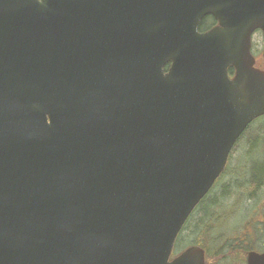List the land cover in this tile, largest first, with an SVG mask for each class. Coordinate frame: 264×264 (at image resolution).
<instances>
[{"label": "water", "instance_id": "1", "mask_svg": "<svg viewBox=\"0 0 264 264\" xmlns=\"http://www.w3.org/2000/svg\"><path fill=\"white\" fill-rule=\"evenodd\" d=\"M258 31L264 0H0V264H207L172 255L264 117Z\"/></svg>", "mask_w": 264, "mask_h": 264}, {"label": "rangeland", "instance_id": "2", "mask_svg": "<svg viewBox=\"0 0 264 264\" xmlns=\"http://www.w3.org/2000/svg\"><path fill=\"white\" fill-rule=\"evenodd\" d=\"M252 45L253 55L264 68V61L262 58L264 40L261 32L254 34ZM257 128L258 125L256 127L251 126L237 143L235 149L230 155L227 165V169H230L231 167L232 170L221 178V182L219 181L220 179L216 182L217 186L214 187L209 198L212 204H214V202L219 204L220 200V204L224 206L225 210L223 212L217 211V214H220L222 218L232 214L233 217L231 219L233 222L231 223L229 220L224 223V227H216L210 232V230H206L200 226L201 218L205 213L204 211L209 208L204 206L200 207V209L193 215L183 232L180 233L175 245V248L180 251L176 252V254L189 246L196 245L197 243V245L205 248L208 254H211V256L209 255V264H244L243 259L245 258V248L260 250L264 245V227H261L259 230H254L253 226H250L253 223L255 225L256 223H261L264 226V216H259V214L264 213V189L258 190L253 197L239 196L241 193V188L239 186L244 180H242L243 177L241 173L238 172V175H235L234 171L237 166L241 167V164L245 165L244 168L247 170H252V168H262V170H264V145L262 144V141L264 140L257 139L254 141ZM258 196L261 197L259 198ZM221 197L223 199H221ZM241 197L243 198L242 200H240ZM232 210L233 212H231ZM247 212H250L249 219H247ZM231 226H233V228ZM246 227L254 234L252 238L247 235ZM222 233H235L230 236H236L240 239L238 242L228 241L225 236L219 237ZM242 239H244V241H242ZM226 245H233L229 250L235 251H229L230 253L227 252L224 247ZM222 255L227 256V258L222 257Z\"/></svg>", "mask_w": 264, "mask_h": 264}, {"label": "trees", "instance_id": "3", "mask_svg": "<svg viewBox=\"0 0 264 264\" xmlns=\"http://www.w3.org/2000/svg\"><path fill=\"white\" fill-rule=\"evenodd\" d=\"M213 21L214 20L211 17L206 18L201 23L200 28L202 27V29H205L206 26L212 25ZM229 72H233V70L231 69ZM257 125H258V128L255 131L256 137L254 138V141L257 140V139L258 140H260V139L264 140V117L258 119L251 126L256 127ZM262 144L264 145V141H262ZM244 166L245 165L241 164V167L237 166L235 168V170H234L235 171V175H238L237 174L238 172L241 173V175L243 177L242 180H244V182H245V183L243 182L239 186L241 188V193H240L239 196L253 197L258 190H263L264 189V170H262V168L261 169L252 168V170H247V169L244 168ZM231 170H232L231 167H230V169H227V171L225 172V174L221 178H223ZM221 178L219 180L220 182L222 181ZM242 180H241V182H242ZM220 182H219V185H220ZM215 186H217V185H215ZM212 192H213V190L211 191V193ZM211 193L196 208V210L193 212L192 216L188 220L187 224L189 223V221L191 220L193 215L197 212V210H199L200 207H203V206L206 207V208H209V209L208 210L205 209V211H204L205 213L203 214V216L201 218L200 226L202 228H204L206 230L208 229V230H210V232H212L216 227L223 226L224 223L229 221V220H230L231 223L233 222V220L231 219L233 217L232 214H230L229 216L223 217V218L221 217L220 214H217V211L223 212L225 209H224V206H222L220 204V200H219V204H216V202H214V201H213L214 204L211 203V200H209ZM258 197L260 198L261 196H258ZM221 199H223V198L221 197ZM242 199L243 198L241 197L240 200H242ZM212 205H215V206H212ZM215 207L217 209H219V210H217ZM231 212H233V210ZM249 215H250V212L249 213L247 212V216H248L247 219H249V217H250ZM259 216H264V213L263 214H259ZM230 222H229V224H230ZM187 224H186V226H187ZM250 226H253L254 230L255 229L259 230L261 227H264L263 224H261V223L260 224L256 223V225L253 223ZM231 227L233 228V226H231ZM245 229H247V227ZM254 230H253V232H254ZM235 233H237V232H235ZM235 233H232V234L222 233L221 235L219 234L220 235L219 237L225 236L228 241L238 242L240 238H238L236 236H234V237L230 236V235H234ZM246 233H247V235L249 237H250V235L252 237L254 236V234L250 231L249 228L247 229ZM196 245H197V243H196ZM250 249L251 248H245L244 252H246L245 250H250ZM252 250H255V249H252ZM178 251H180V250L179 249L177 250L175 248L174 254H176V252H178ZM256 251H264V245L260 248V250H256Z\"/></svg>", "mask_w": 264, "mask_h": 264}, {"label": "flooded vegetation", "instance_id": "4", "mask_svg": "<svg viewBox=\"0 0 264 264\" xmlns=\"http://www.w3.org/2000/svg\"><path fill=\"white\" fill-rule=\"evenodd\" d=\"M213 19V18H212ZM214 20V19H213ZM218 24H217V22L214 20L213 21V23H212V25H210V26H206L205 27V29H202V27L201 28H199V31L201 32V33H205V32H207V31H209V30H211L212 28H214L215 26H217ZM201 26V25H200ZM257 66H262L260 63H259V61H257ZM168 67L169 66H167L166 68H165V72H167L168 71ZM231 70V69H230ZM233 70V69H232ZM233 75H234V71L233 72H230V76L231 77H233ZM250 237H252L251 235H250ZM242 241H244V239H242ZM233 245H230V246H228V245H226V246H224L225 247V250L227 251V252H232V251H235V250H229L230 249V247H232ZM227 248V249H226ZM223 250V249H222ZM257 252V253H264V251H256V250H252V249H250V250H246V252H244V259H243V263L244 264H248V255H249V253L250 252ZM225 252V251H224ZM229 252V253H230ZM211 256V254H208V252L206 251V258H207V264H209V262H210V256ZM222 257H226L227 258V256H224V255H222ZM223 258V259H224Z\"/></svg>", "mask_w": 264, "mask_h": 264}]
</instances>
